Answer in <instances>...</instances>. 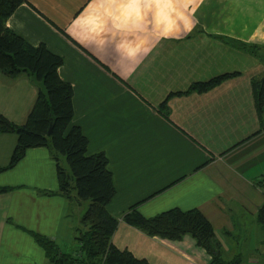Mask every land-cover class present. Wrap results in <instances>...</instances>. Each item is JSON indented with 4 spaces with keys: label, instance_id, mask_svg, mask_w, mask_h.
I'll list each match as a JSON object with an SVG mask.
<instances>
[{
    "label": "crops",
    "instance_id": "1",
    "mask_svg": "<svg viewBox=\"0 0 264 264\" xmlns=\"http://www.w3.org/2000/svg\"><path fill=\"white\" fill-rule=\"evenodd\" d=\"M5 25L62 58L69 125L86 137V154L105 155L112 175V245L149 264L209 262L188 235L169 240L126 223L132 206L142 217L196 208L225 259L240 256L237 243L255 231L264 245L255 218L264 205V98L257 106L252 87L264 78V0H22ZM223 73L233 74L185 92ZM36 90L24 73H0V114L21 124ZM14 143L0 133V167ZM0 187H10L0 192V264H47L27 231L76 251L86 202L56 193L46 147L25 149L0 171Z\"/></svg>",
    "mask_w": 264,
    "mask_h": 264
},
{
    "label": "trees",
    "instance_id": "2",
    "mask_svg": "<svg viewBox=\"0 0 264 264\" xmlns=\"http://www.w3.org/2000/svg\"><path fill=\"white\" fill-rule=\"evenodd\" d=\"M21 1L0 0V73L8 78L24 73L36 84L37 90L21 124H15L0 114V133L15 136L8 162L0 167V171L21 159L25 149L46 147L54 162L56 193L70 198L73 192L76 201H86L80 226L75 228L73 236L76 245L73 254L60 252L43 235L27 232L43 249L47 264H149L143 258H135L128 251L116 248L110 241L117 219L106 210V204L115 193L107 158L102 152L86 154V137L78 126L69 125L73 114L72 88L57 74L62 58L43 44H28L5 25V20ZM232 74L223 73L205 81L193 82L185 92L205 91ZM252 87L255 104L261 106L264 78L253 81ZM59 155L64 157L68 170L61 166ZM9 189L0 187V192ZM255 218L264 230V205L258 207ZM123 220L149 236L178 240L188 235L209 255L207 264L240 263V256L223 258L221 243L215 237L211 224L196 208L181 210L172 207L150 217H142L132 206L123 215Z\"/></svg>",
    "mask_w": 264,
    "mask_h": 264
},
{
    "label": "rangeland",
    "instance_id": "3",
    "mask_svg": "<svg viewBox=\"0 0 264 264\" xmlns=\"http://www.w3.org/2000/svg\"><path fill=\"white\" fill-rule=\"evenodd\" d=\"M59 162L61 166L68 170L67 164L62 155H59ZM261 235H263L262 231H255L253 238L250 241L249 239H246L237 243L236 248L238 247L237 249L240 253L241 259L239 264H264V245H259V241L255 242L254 240L262 237Z\"/></svg>",
    "mask_w": 264,
    "mask_h": 264
},
{
    "label": "water",
    "instance_id": "4",
    "mask_svg": "<svg viewBox=\"0 0 264 264\" xmlns=\"http://www.w3.org/2000/svg\"><path fill=\"white\" fill-rule=\"evenodd\" d=\"M49 132H50V126L48 127L47 134H49Z\"/></svg>",
    "mask_w": 264,
    "mask_h": 264
}]
</instances>
